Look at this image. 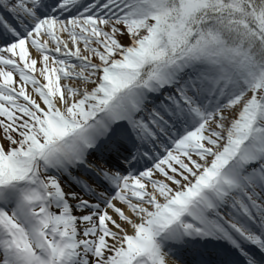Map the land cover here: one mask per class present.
<instances>
[{
	"label": "snow or ice",
	"instance_id": "obj_1",
	"mask_svg": "<svg viewBox=\"0 0 264 264\" xmlns=\"http://www.w3.org/2000/svg\"><path fill=\"white\" fill-rule=\"evenodd\" d=\"M170 262L264 264V0H0V264Z\"/></svg>",
	"mask_w": 264,
	"mask_h": 264
},
{
	"label": "bare ground",
	"instance_id": "obj_2",
	"mask_svg": "<svg viewBox=\"0 0 264 264\" xmlns=\"http://www.w3.org/2000/svg\"><path fill=\"white\" fill-rule=\"evenodd\" d=\"M36 75L39 78L38 73ZM17 79H18V77H17ZM28 91L31 92V86H28ZM170 264H171V262H170Z\"/></svg>",
	"mask_w": 264,
	"mask_h": 264
}]
</instances>
